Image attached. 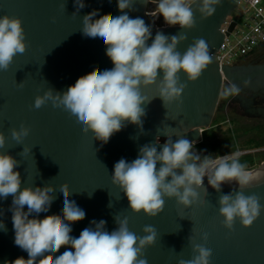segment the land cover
Instances as JSON below:
<instances>
[{
	"label": "water",
	"instance_id": "95a60500",
	"mask_svg": "<svg viewBox=\"0 0 264 264\" xmlns=\"http://www.w3.org/2000/svg\"><path fill=\"white\" fill-rule=\"evenodd\" d=\"M241 1L221 0L215 13L207 18L201 17L198 5L191 6L195 26L186 30L187 39L178 45L177 50L183 53L195 39L203 38L209 45L213 62L196 81H188L185 74H179L180 82L187 84L181 97L182 104L172 103L165 108L158 97L157 85L142 88V95L151 100L144 106L143 130L126 123L122 130L103 143L95 140L93 133H85L76 117L62 108H55L49 102L36 109L33 104L35 97L43 95L49 87L63 93L79 77L97 68L110 70L113 67L106 55L103 39L84 36L81 27L83 16L96 9L99 15H121L117 0H84L86 6L77 15L73 14L76 12L74 0H0V17L20 18L27 44L26 51L14 57L8 70H0V132L6 137L0 152L11 155L19 162L14 170L20 173L21 190L28 186L54 187L52 195L56 199L49 211L40 213L37 218L62 215L64 197L59 188L68 183L70 198L86 213L83 220L71 225L73 237L78 238L84 228L93 227L90 224L92 220H105L106 230L111 232L118 227L115 216L121 219L127 217L130 231L138 236L144 235L142 229L145 225L156 229V242L143 252L148 264H178L181 258L191 259L193 244H204L212 250L210 264H264V210L247 228L237 219L231 231L224 227V218L219 215V196L238 191L235 181L224 183L218 193L208 185L205 177L203 187L207 188V203L185 208L175 198H165L163 211L155 217H149L142 211L133 213L127 197L112 183L115 163L121 158L133 161L138 157L140 147L155 143L157 138L160 145L168 137L173 142L181 137L193 144L200 142L201 129L209 130L216 112L224 111L219 109L222 97L226 107L236 95H222L231 84L240 89L264 93V64L220 68L216 60L224 42L221 27L238 9ZM65 3L66 9L63 6ZM155 7V3L147 0H135L134 10L125 11L130 18L144 19L152 29V39L157 31L168 36L185 31L179 25L157 27L148 13ZM99 15L94 19H98ZM234 27L235 24H232L230 30ZM151 42L150 39L148 44ZM245 81L249 82L247 86ZM22 82V86L18 85ZM21 124L30 132L21 144H17L11 137V129L19 130ZM24 147L29 151L21 156ZM191 151L208 155L206 151L199 152L196 146ZM247 171L258 179L243 190L244 194H256L264 205V161ZM198 191L203 199L204 190L201 188ZM11 203V195L6 200L0 198V222L6 228L0 229V264H12L18 257L28 258L27 252L14 243L12 212L9 210ZM24 211H27V206ZM204 233L208 234L206 242L201 239ZM65 250L70 249L61 247L57 255Z\"/></svg>",
	"mask_w": 264,
	"mask_h": 264
},
{
	"label": "clouds",
	"instance_id": "9594fccd",
	"mask_svg": "<svg viewBox=\"0 0 264 264\" xmlns=\"http://www.w3.org/2000/svg\"><path fill=\"white\" fill-rule=\"evenodd\" d=\"M117 2L121 15H99L96 9L83 16L81 27L84 36L103 39L113 67L110 70L97 68L79 77L63 93L49 87L43 95L35 97L33 104L36 109L49 102L55 108H62L76 117L85 133H93L94 139L103 143L122 130L126 123L143 130L144 106L151 100L142 95V88L157 85L158 97L165 108L172 103L182 104L181 97L187 84L180 82L179 74H185L188 81H196L213 62L209 45L203 38L195 39L183 53L177 50L178 45L187 39L186 30L195 26L191 6L198 5L201 17L207 18L221 4V0H147L156 5L153 16H162L166 25H179L185 30L171 36L157 31L152 39V29L144 19L130 18L125 11L134 10L135 0ZM74 4L75 15L86 6L84 0H74ZM63 6L66 9V3ZM98 15L99 18L94 19ZM26 48L21 19L8 15L0 17V70H8L14 57L23 54ZM248 83L245 81V86ZM18 85L22 86L23 82ZM240 91L231 84L222 95L239 94ZM29 132L30 129L21 124L19 130L11 129V137L21 144ZM5 143L6 137L0 132V148ZM193 147L194 144L183 137L175 142L168 137L163 145L157 138L155 143L140 147L138 157L133 161L121 158L116 162L112 183L127 197L133 213L142 211L155 217L163 211L165 198H175L185 208L207 203L208 192L203 187L205 177L208 185L218 193L224 183L235 181L238 191L219 196V215L224 218L223 225L229 231L237 219L243 227L251 226L264 210V205H261L259 196L245 195L243 190L258 177L229 154L202 158L191 151ZM28 151L24 147L20 155ZM18 164L11 155L0 152V198L6 200L12 196L9 210L12 212L14 243L28 255L27 259L18 257L12 264H148L143 252L156 242L154 226L145 225L142 229L144 235L138 236L130 231L127 217L115 216L118 225L115 230L107 231L103 219L92 220L93 227H86L78 238L73 237L71 225L83 220L86 213L70 198L68 183L59 188L64 197L62 215H46L39 219V214L48 212L56 199L52 195L55 189L52 185H45L21 190L20 173L14 170ZM201 188L204 190L203 199L198 191ZM25 206L27 211H24ZM0 229L6 230L3 222H0ZM201 239L206 242L208 234L204 233ZM61 247L70 250L57 255ZM193 253L191 259L181 258L178 264H210L212 250L204 244H193Z\"/></svg>",
	"mask_w": 264,
	"mask_h": 264
},
{
	"label": "built area",
	"instance_id": "2783aa9c",
	"mask_svg": "<svg viewBox=\"0 0 264 264\" xmlns=\"http://www.w3.org/2000/svg\"><path fill=\"white\" fill-rule=\"evenodd\" d=\"M242 1L247 2V7L241 11L242 18L238 20L234 16V12L226 19L221 27L222 33L224 34V42L216 54V60L220 68L237 65L264 48V0ZM239 8L240 5L237 10H240ZM148 13L157 27L168 26L165 22L158 23V19H156L157 22L154 21L152 14L150 12ZM232 24H235V27L233 30H230ZM224 85H226L225 79ZM203 132L204 129H201V133ZM198 143H194V146ZM227 154L238 159L245 152L237 150L234 153Z\"/></svg>",
	"mask_w": 264,
	"mask_h": 264
},
{
	"label": "flooded vegetation",
	"instance_id": "af4514ba",
	"mask_svg": "<svg viewBox=\"0 0 264 264\" xmlns=\"http://www.w3.org/2000/svg\"><path fill=\"white\" fill-rule=\"evenodd\" d=\"M239 64L240 65H243V64L244 65H262L264 64V48L258 51L257 53L251 55L250 57L246 58L244 61H242ZM223 99L224 98L222 97V99L220 100L219 109H224V111H217L214 120L218 116H224L225 120L219 123H216L215 125H213L212 123L211 128L209 130H205L202 133V139L196 145V148L199 152H202V151L208 152L207 156H209L210 154V145L209 143H207L206 136L209 132H213L212 130L217 132L218 128L220 127L226 128L229 125L231 126L234 123L249 125L250 127L264 128V93H260L258 91L255 92L251 89L241 88V91L239 92V94H236L234 98L226 105V107L224 106L225 104L223 102ZM224 128L222 129L223 132H220V134H222L221 136L223 138H227L228 134L227 132H225L226 130H224ZM240 149L241 148H238L228 153H234ZM255 150H260V152H262L261 154L264 155V145L262 147L255 148ZM242 151H244L245 154L239 157L238 160L245 156L253 157V154L251 151H245V150H242ZM253 161H256L254 157H253ZM263 161L264 159L261 161V163Z\"/></svg>",
	"mask_w": 264,
	"mask_h": 264
},
{
	"label": "rangeland",
	"instance_id": "374dc122",
	"mask_svg": "<svg viewBox=\"0 0 264 264\" xmlns=\"http://www.w3.org/2000/svg\"><path fill=\"white\" fill-rule=\"evenodd\" d=\"M246 7L247 2L242 1L239 8L240 10L235 11L234 16L238 20L242 18L241 11L244 10ZM153 11H155V9L148 10V12H150L151 14ZM152 17L154 21L158 19V23L164 22L162 16L152 15ZM223 120H225L224 116H218L213 121V125ZM223 128L224 127L218 128L217 132L212 130L213 132H209L206 136L207 143H209L210 145V158H214L217 155L221 156L223 154H227L228 152L241 148L240 150L251 151L253 157L256 159V161H253L252 156H245L239 160L237 159L239 163H241L246 168V170L254 169L257 165L260 166L261 161L264 159V155L261 154L262 152H260V150H255V148H259L264 145V128L250 127L249 125L234 123L231 126L229 125L228 127L224 128V130H226L225 132H227L228 134L227 138H223L221 136L222 134H220V132H223Z\"/></svg>",
	"mask_w": 264,
	"mask_h": 264
},
{
	"label": "trees",
	"instance_id": "16d2710c",
	"mask_svg": "<svg viewBox=\"0 0 264 264\" xmlns=\"http://www.w3.org/2000/svg\"><path fill=\"white\" fill-rule=\"evenodd\" d=\"M246 169V168H245Z\"/></svg>",
	"mask_w": 264,
	"mask_h": 264
}]
</instances>
